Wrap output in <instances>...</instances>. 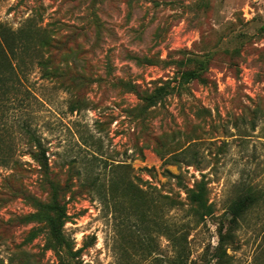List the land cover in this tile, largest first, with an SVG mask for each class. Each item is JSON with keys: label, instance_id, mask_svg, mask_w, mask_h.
Returning a JSON list of instances; mask_svg holds the SVG:
<instances>
[{"label": "rangeland", "instance_id": "rangeland-1", "mask_svg": "<svg viewBox=\"0 0 264 264\" xmlns=\"http://www.w3.org/2000/svg\"><path fill=\"white\" fill-rule=\"evenodd\" d=\"M27 19L69 34L68 66L87 85L75 90L70 78L44 76L36 54L19 55L0 98L1 146L19 160L0 164V264H60L42 248L45 226L26 240L37 223L18 217L33 210L25 192L48 194L28 130L64 186V232L83 262L178 264L174 230L187 264H264V0H0V24L16 30ZM206 52L207 83L140 114L126 83L173 85L176 61ZM155 138L162 151L194 142L198 161L162 164ZM202 172L213 211L199 219L175 175L191 185ZM248 189L256 200L231 224L228 205Z\"/></svg>", "mask_w": 264, "mask_h": 264}, {"label": "trees", "instance_id": "trees-1", "mask_svg": "<svg viewBox=\"0 0 264 264\" xmlns=\"http://www.w3.org/2000/svg\"><path fill=\"white\" fill-rule=\"evenodd\" d=\"M59 28V27H58ZM48 29L41 25L34 27L30 19L25 21V25L19 29L13 30L0 24V98L8 91L7 81L16 73L17 67L20 66L19 55L21 53L27 55L36 54V64L40 67L44 76H49L57 79L70 78V86L73 89H80L87 85V77L82 73L72 71L68 66V39L69 34L62 29ZM139 61L140 57L134 56ZM212 58V53L206 52L203 54H188L185 57L176 61V65L180 69L179 75L175 78V84L171 85L170 81H165L155 86L151 91L139 90L133 83H126V86L133 90L140 99L139 112L140 114L147 113L148 110L154 109L157 105L164 104L169 94H182L186 90L187 85L193 81L200 83H207L208 77L206 73ZM144 60H151L144 57ZM71 102V109L82 106L84 103L83 96H78ZM202 111H208L204 107L200 108ZM200 112L199 108L196 110ZM28 141L31 143V149L28 151L30 157L39 166V171L42 175V182L48 191L45 199L39 198L29 192H25L24 196L30 200L33 205V210L19 215L18 217L23 222H36L27 232L26 240H32L41 231L42 223L46 229V236L42 248L51 249L55 252L60 260V264H87L79 259V254L83 246L74 248L72 242L64 232V223L67 220V212L65 202L62 199L64 194L63 184L52 176L50 170L49 158L47 155V148L42 142L41 138L33 131H27ZM156 140V138H155ZM172 140L174 137L172 136ZM2 138L0 134V164H10L11 166L19 163L18 159L13 158L12 152L6 151L2 148ZM194 142L189 143L185 147H180L177 150L166 149L164 142H160L157 138L156 145L153 146V151L157 153L162 159V164L165 163H185L187 165L196 164L198 161V152L193 147ZM178 148V147H177ZM176 148V149H177ZM165 171H167L165 169ZM177 183L180 185L185 193L186 199L191 204V209L199 219L212 213V203L208 201V181L201 173V177L195 178L191 185L185 184L180 175H175ZM133 184H128L131 186ZM134 194L137 195L141 190L135 187ZM171 205L181 203L179 198L173 194L165 193ZM256 200L255 192L248 189L233 198L229 205L228 211L230 213V223L237 222L247 208ZM169 236L176 247L175 257L178 264H187L185 260L187 256H182L183 251L181 241L183 236L175 234V231L170 230ZM220 232V241L228 232ZM192 261L190 264H194Z\"/></svg>", "mask_w": 264, "mask_h": 264}]
</instances>
